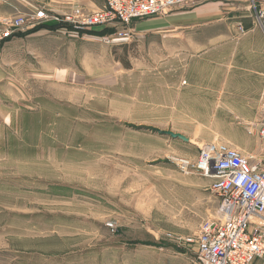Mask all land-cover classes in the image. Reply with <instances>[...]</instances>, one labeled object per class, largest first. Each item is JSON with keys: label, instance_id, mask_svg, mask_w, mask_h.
Wrapping results in <instances>:
<instances>
[{"label": "rangeland", "instance_id": "obj_1", "mask_svg": "<svg viewBox=\"0 0 264 264\" xmlns=\"http://www.w3.org/2000/svg\"><path fill=\"white\" fill-rule=\"evenodd\" d=\"M26 1L63 5L0 0V21ZM210 3L128 43L45 23L0 45V264H190L219 199L175 159L262 148L264 33L250 0Z\"/></svg>", "mask_w": 264, "mask_h": 264}, {"label": "built area", "instance_id": "obj_2", "mask_svg": "<svg viewBox=\"0 0 264 264\" xmlns=\"http://www.w3.org/2000/svg\"><path fill=\"white\" fill-rule=\"evenodd\" d=\"M206 1L103 0L96 10L74 5L63 14L34 7L29 13L17 11L0 21V45L45 23L75 31L105 29L103 37L107 43H128L134 36L136 20ZM250 8L254 23L264 33V0H250ZM257 124L262 146L259 154L243 153L223 143H204L199 146L195 161L175 159L184 173L210 178L211 191L219 199L218 220L202 223L195 240L185 239L196 243L190 264H264V92Z\"/></svg>", "mask_w": 264, "mask_h": 264}, {"label": "crops", "instance_id": "obj_3", "mask_svg": "<svg viewBox=\"0 0 264 264\" xmlns=\"http://www.w3.org/2000/svg\"><path fill=\"white\" fill-rule=\"evenodd\" d=\"M52 1V0H51ZM62 1V6H58L57 8H54V10H52V8H49V6L51 7L52 5H50L49 3H46V6H41L42 8H45L46 10H48V12H52L53 11V13H57V14H63V13H68V12H70L71 11V9H72V7L74 6V5H77V6H80V7H82L84 10H96L97 8H99V7H101L102 5H103V0H98V1H96V0H67V1H64L63 2V0H61ZM87 1H89V2H87ZM57 2H60V1H58L57 0ZM75 2H78V3H75ZM86 2V3H85ZM207 2H209L208 4H207ZM65 3V4H64ZM67 3H69V6H68V4ZM203 3H206V4H204L205 6H202V4ZM203 3H200L201 4V6H198V5H200V4H197V6H194V7H196L195 9H199V8H205V9H203V10H201L202 12H205V13H207V12H209V11H211L212 10V8L210 7L212 4L210 3V0H207L206 2H203ZM219 2H217L216 3V5H219L218 4ZM60 4V3H59ZM26 6L28 7L29 6V10H30V12L32 11V9L34 8V7H36V6H32L31 5V3L30 2H27L26 1ZM26 7V8H27ZM32 9H31V8ZM217 7V6H216ZM219 7V6H218ZM39 8V7H38ZM177 8V7H176ZM18 10H20V9H18ZM176 10V12H174L173 13V15L174 14H177V15H179L180 17H186V14L188 13L187 11H184V10H182L181 9V7L180 8H178V9H175ZM23 11V10H22ZM173 11V10H172ZM158 16H161V15H157V16H152V17H148V18H144V19H140V20H136L134 23H133V25H134V27L136 28V27H145V26H150V25H152V23H154V22H149V20L148 19H150V18H153V17H158ZM148 20V21H147ZM15 37V36H14ZM14 37H12V38H14ZM11 38V39H12ZM10 39V40H11ZM9 40V41H10Z\"/></svg>", "mask_w": 264, "mask_h": 264}, {"label": "water", "instance_id": "obj_4", "mask_svg": "<svg viewBox=\"0 0 264 264\" xmlns=\"http://www.w3.org/2000/svg\"><path fill=\"white\" fill-rule=\"evenodd\" d=\"M155 130L162 135H168L171 138H177V139H180L184 142H190V139L188 137H186L185 135H183L181 133L173 132L170 129H168V130L155 129Z\"/></svg>", "mask_w": 264, "mask_h": 264}, {"label": "trees", "instance_id": "obj_5", "mask_svg": "<svg viewBox=\"0 0 264 264\" xmlns=\"http://www.w3.org/2000/svg\"><path fill=\"white\" fill-rule=\"evenodd\" d=\"M41 27L42 26H44L45 27V25L43 24V25H40ZM49 27H58V26H60V25H58V24H52V25H48ZM47 26V27H48ZM244 27H246V28H248L249 26L247 25V24H245V26ZM98 34H102L103 33V35L105 34V33H107V30H105V29H103L101 32H97Z\"/></svg>", "mask_w": 264, "mask_h": 264}, {"label": "bare ground", "instance_id": "obj_6", "mask_svg": "<svg viewBox=\"0 0 264 264\" xmlns=\"http://www.w3.org/2000/svg\"><path fill=\"white\" fill-rule=\"evenodd\" d=\"M211 158H212V159H215V157H214V156H211Z\"/></svg>", "mask_w": 264, "mask_h": 264}]
</instances>
